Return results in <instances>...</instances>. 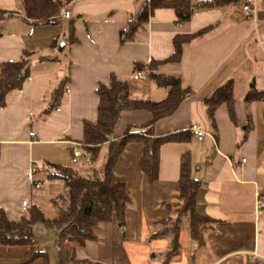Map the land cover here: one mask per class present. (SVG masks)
Here are the masks:
<instances>
[{
    "label": "crops",
    "instance_id": "1",
    "mask_svg": "<svg viewBox=\"0 0 264 264\" xmlns=\"http://www.w3.org/2000/svg\"><path fill=\"white\" fill-rule=\"evenodd\" d=\"M150 1L75 0L65 7L70 19L59 17L57 26H35L25 20L19 0H0V12L16 13L0 22V79L6 63L20 61L25 53L31 60V76L21 90L7 96L0 110V209L10 221L27 216L32 205L47 219H58L53 200L65 193V186L48 180V164L76 169L81 162L79 172L88 177L101 169L74 157L75 149L85 152L80 144L84 124L97 119L98 87L108 86L112 77L138 82L133 77L143 73L152 83L133 87V97L164 100L167 89L151 81L147 70L135 72V65L164 62L173 56L177 36L212 27L205 38L183 47L179 62L157 68L162 75L178 78L196 95L175 114L161 119L156 134L200 130L203 140L195 136L190 143L163 146L155 183L141 171L142 146L128 145L114 171L134 198L124 229L116 222L97 225L95 240L75 251L79 263L71 260L69 241L59 246L57 239L56 259L51 264H165L170 239L158 235L180 202L181 158L188 153L193 177L201 182L196 211L222 224L207 231L199 248L184 221L179 251L167 264H251L253 253L264 264V209H256L257 195H264V100L245 102L252 87L264 94V0L259 3L256 22L244 18L245 0H225L215 10L197 8L191 21L183 25L174 10L158 9L135 41L122 42L128 24ZM191 1L199 5L215 0ZM60 22L64 29L58 27ZM70 23L77 40L74 44L68 40ZM229 81L234 84V102L216 109L213 129L204 102ZM64 82L70 92L64 93L58 109L47 112L53 93ZM150 120L146 111H125L112 139L123 137L127 127ZM103 152L107 155V145ZM37 183L43 189H36ZM28 251L29 247L0 245V264H21Z\"/></svg>",
    "mask_w": 264,
    "mask_h": 264
},
{
    "label": "trees",
    "instance_id": "2",
    "mask_svg": "<svg viewBox=\"0 0 264 264\" xmlns=\"http://www.w3.org/2000/svg\"><path fill=\"white\" fill-rule=\"evenodd\" d=\"M74 1L19 0L25 20L35 26L58 24L61 10ZM224 1L215 0L196 5L191 0H151L138 18L128 24L127 29L121 35L122 42L135 41L136 34L146 29L150 18L158 9L174 10L178 23L183 25L191 21L197 8L215 10L220 8L225 3ZM5 16L14 17L16 13L0 12V22ZM212 30V27H207L190 36H177L173 42L174 54L164 62L135 65V72L147 70L151 81L167 89V97L164 100L154 102L150 99H135L132 95L131 82L119 80L116 77L111 78L108 86L98 87L97 119L95 122L84 124V135L80 144L91 163L97 162L103 147L107 145L108 153L104 166L93 170L92 176L88 177L74 168L48 164V180L62 182L65 186V193L53 200L59 212L58 219H47L39 207L32 205L28 208L27 216L19 221H10L6 213L0 209V245L29 247L21 264H32L38 259H41L43 264H51L50 256L40 250L34 240V231L38 225L57 231L59 246L69 241L71 260L76 263L79 262L75 259V251L95 240L93 229L97 225L116 222L121 229H124L127 212L133 207L134 198L127 184L115 178L114 171L126 147L130 144L142 146L141 171L151 183H155L159 179L162 147L168 144L190 143L195 137L191 131L162 136L156 134V124L161 119L175 114L186 100L196 95L194 91L185 89L178 78L162 75L157 72V68L163 63L179 62L186 44L205 38ZM68 40L72 44L77 42L73 23H70ZM3 73L4 77L0 79V110L5 108L7 96L11 92L21 90L31 76L30 55L25 53L20 61L6 63ZM233 89L234 84L229 81L205 100L204 104L213 129L216 128L214 119L216 109L223 104H233ZM65 92L66 82L62 83L53 93V100L47 112L59 108ZM258 99L264 100V94L252 87L245 102L250 103ZM133 110L148 112L151 120L142 126L127 127L123 137L113 140L112 137L122 114ZM178 183L180 202L178 206L172 208L171 212L174 217L163 223L165 230L158 235V237L170 239V246L166 253L169 257L165 264L172 260L179 251L181 225L184 221H187L192 240L199 248L204 245L207 231L218 229L222 224L211 218L202 217L196 211L197 194L201 182L193 177L190 153L181 158ZM73 228L76 230L75 234L70 235ZM251 264H260V262L252 261Z\"/></svg>",
    "mask_w": 264,
    "mask_h": 264
},
{
    "label": "built area",
    "instance_id": "3",
    "mask_svg": "<svg viewBox=\"0 0 264 264\" xmlns=\"http://www.w3.org/2000/svg\"><path fill=\"white\" fill-rule=\"evenodd\" d=\"M261 0H245V3L243 5V15L244 18L248 21H252V22H256V17H257V11H258V7H259V3ZM59 17L63 20H68L71 17V13L69 11L68 8H63L60 12ZM133 79L135 81H139V80H145L146 79V75H144L143 73H137ZM67 93L70 92V90L67 88L66 89ZM194 135L197 136V138L202 141L204 138V133L200 130H194L193 131ZM31 137L33 138H37V135L35 133L31 134ZM74 157L80 158L82 160H89V157L87 155L86 152H82L78 149L74 150ZM246 162V161H243ZM34 187L36 189H43V184H35ZM256 209L257 210H262L264 209V195L258 194L256 197ZM261 257L257 254V253H253V257H252V261L254 262H260V264H263L261 262ZM264 260V259H263Z\"/></svg>",
    "mask_w": 264,
    "mask_h": 264
},
{
    "label": "rangeland",
    "instance_id": "4",
    "mask_svg": "<svg viewBox=\"0 0 264 264\" xmlns=\"http://www.w3.org/2000/svg\"><path fill=\"white\" fill-rule=\"evenodd\" d=\"M61 26H62V28L65 27V25L60 22L58 27L61 29ZM63 32L64 31H62L61 34H63ZM150 83H152V82H150L149 80H140L138 82L131 81V84L133 87L148 86ZM105 155H106V152L101 153L97 162L93 163L92 165L95 168H102L105 164V161H106ZM75 168L78 171H81L83 168L82 163L78 162V164L75 166ZM57 239H58L57 231L45 229L40 225H38L35 228L34 240L36 242V245H38L40 250L48 253L51 256L52 262H54L56 259L55 253L57 250L55 249V243H56Z\"/></svg>",
    "mask_w": 264,
    "mask_h": 264
}]
</instances>
